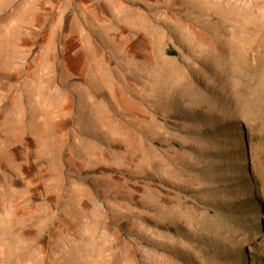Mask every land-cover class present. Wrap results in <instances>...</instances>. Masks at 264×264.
<instances>
[{
  "label": "rangeland",
  "instance_id": "374dc122",
  "mask_svg": "<svg viewBox=\"0 0 264 264\" xmlns=\"http://www.w3.org/2000/svg\"><path fill=\"white\" fill-rule=\"evenodd\" d=\"M0 264H264V0H0Z\"/></svg>",
  "mask_w": 264,
  "mask_h": 264
},
{
  "label": "bare ground",
  "instance_id": "6f19581e",
  "mask_svg": "<svg viewBox=\"0 0 264 264\" xmlns=\"http://www.w3.org/2000/svg\"><path fill=\"white\" fill-rule=\"evenodd\" d=\"M243 53H244V51H243ZM169 61V60H168ZM167 62V61H166Z\"/></svg>",
  "mask_w": 264,
  "mask_h": 264
}]
</instances>
